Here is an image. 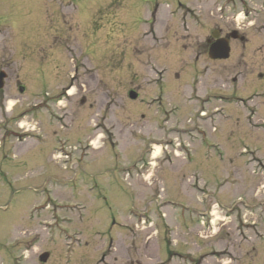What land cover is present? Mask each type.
I'll use <instances>...</instances> for the list:
<instances>
[{
	"label": "rangeland",
	"instance_id": "obj_1",
	"mask_svg": "<svg viewBox=\"0 0 264 264\" xmlns=\"http://www.w3.org/2000/svg\"><path fill=\"white\" fill-rule=\"evenodd\" d=\"M214 1L0 0V264H264V4L213 59Z\"/></svg>",
	"mask_w": 264,
	"mask_h": 264
},
{
	"label": "flooded vegetation",
	"instance_id": "obj_2",
	"mask_svg": "<svg viewBox=\"0 0 264 264\" xmlns=\"http://www.w3.org/2000/svg\"><path fill=\"white\" fill-rule=\"evenodd\" d=\"M247 1L248 0H215L214 1V5L217 6L215 8L214 13L216 16H218L220 24L216 23L215 25L212 26V24L210 23V25L212 27H209V25L204 22L200 28L202 31L209 30V33H211V34H207L205 36V41H206V46H207V54H208V51L210 50L211 47L226 45L230 49V55L228 57V59H229L233 56V54L236 55L237 45L240 47L242 46L243 48H246V49L249 47V45H248L249 38L247 36L246 30H245V32L239 33V29L237 27L231 28L230 25H228V22H237L238 16H240V15H242V18H243V20L241 21V23H243V24H245V23L249 24L248 23L249 18L252 19L250 21H254V20L256 21L254 16H250L249 8L252 5H248ZM259 1H260L261 5L264 4V0H252L251 3L256 4L255 2H259ZM177 4L179 5L180 9L182 8V5H184L181 3V1H179L173 6V9L177 6ZM219 4L224 5V6L220 7ZM253 8H255V7H253ZM194 9H196V8H194ZM255 10H256L255 12H257V13L259 12L257 10V8H255ZM172 11L173 10H171V12ZM171 14L175 15L174 13H171ZM194 14H195V12H194ZM260 14L258 16H260ZM195 15L194 16L199 21V17L202 14H195ZM259 20H261V18ZM250 23H252V22H250ZM237 26H239V25H237ZM244 27H245V25L240 26V29H243ZM243 57H244V54H243Z\"/></svg>",
	"mask_w": 264,
	"mask_h": 264
},
{
	"label": "water",
	"instance_id": "obj_3",
	"mask_svg": "<svg viewBox=\"0 0 264 264\" xmlns=\"http://www.w3.org/2000/svg\"><path fill=\"white\" fill-rule=\"evenodd\" d=\"M213 58H227L229 56V50L225 46L219 47L216 53L211 55ZM6 78L5 72H0V89L4 87V79ZM134 96V95H132Z\"/></svg>",
	"mask_w": 264,
	"mask_h": 264
}]
</instances>
